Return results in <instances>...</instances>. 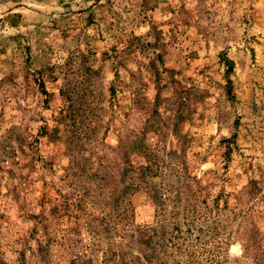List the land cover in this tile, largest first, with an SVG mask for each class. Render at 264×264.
I'll return each mask as SVG.
<instances>
[{
  "label": "rangeland",
  "instance_id": "1",
  "mask_svg": "<svg viewBox=\"0 0 264 264\" xmlns=\"http://www.w3.org/2000/svg\"><path fill=\"white\" fill-rule=\"evenodd\" d=\"M0 264H264V0H0Z\"/></svg>",
  "mask_w": 264,
  "mask_h": 264
}]
</instances>
